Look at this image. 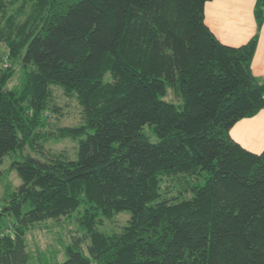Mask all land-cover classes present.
Instances as JSON below:
<instances>
[{"label":"trees","instance_id":"trees-1","mask_svg":"<svg viewBox=\"0 0 264 264\" xmlns=\"http://www.w3.org/2000/svg\"><path fill=\"white\" fill-rule=\"evenodd\" d=\"M207 1L0 0V46L31 66L11 88L12 63L0 68V166L44 138L49 86L83 119L58 130L76 139L73 159L11 162L20 184L0 212V264H28L26 232L80 205L87 254L68 246L58 264H264V149L229 134L264 108L251 71L264 0L236 47L205 24ZM120 211L119 233L96 230Z\"/></svg>","mask_w":264,"mask_h":264},{"label":"rangeland","instance_id":"rangeland-1","mask_svg":"<svg viewBox=\"0 0 264 264\" xmlns=\"http://www.w3.org/2000/svg\"><path fill=\"white\" fill-rule=\"evenodd\" d=\"M24 14L18 16V20L25 17ZM0 53L7 54L6 50L0 46ZM8 56V54H7ZM9 64L13 65L14 74L7 83L9 88L16 87L24 80V74L31 66L23 68L8 56ZM9 65V66H10ZM0 68H5L0 60ZM49 108L44 112L46 126L41 130L44 138L38 140L34 147L25 146L21 151L10 152L3 158L0 166V212L6 202L9 192L14 190L20 179L15 169L10 167L12 161H20L25 155L35 156L39 159H49L55 155H62L66 158L75 157L77 141L68 136L59 137L58 130L64 127H76L83 123L81 107L75 96H66L62 88L51 85ZM169 100L175 99L168 94ZM146 135L151 141L156 138L149 129H145ZM83 210L80 205L78 210L68 216L59 219H48L34 224L25 234L26 251L29 255L28 264H58L66 258V248L69 246L79 250L84 254L86 245L89 243L85 236V231L79 226V213ZM129 218L128 211H120L111 218L98 219L95 228L97 231L109 235L119 233L127 224ZM11 224L7 223L4 228ZM92 264H98L93 261Z\"/></svg>","mask_w":264,"mask_h":264},{"label":"crops","instance_id":"crops-1","mask_svg":"<svg viewBox=\"0 0 264 264\" xmlns=\"http://www.w3.org/2000/svg\"><path fill=\"white\" fill-rule=\"evenodd\" d=\"M255 0H209L204 5V22L218 40L228 46L246 43L256 32L253 16ZM253 76L264 78V22L258 30L256 47L251 60ZM230 136L242 147L259 152L264 149V108L256 115L237 121Z\"/></svg>","mask_w":264,"mask_h":264},{"label":"built area","instance_id":"built-area-1","mask_svg":"<svg viewBox=\"0 0 264 264\" xmlns=\"http://www.w3.org/2000/svg\"><path fill=\"white\" fill-rule=\"evenodd\" d=\"M0 60L2 61V65L6 68V67H9V59H8V56H7V54H2V53H0ZM13 226H12V224H8L6 227H5V229H4V231L2 232V234L1 235H5V234H9V235H11L12 234V231H13Z\"/></svg>","mask_w":264,"mask_h":264}]
</instances>
